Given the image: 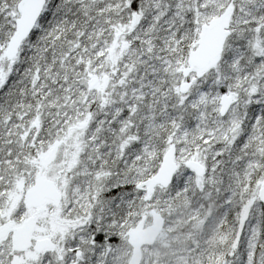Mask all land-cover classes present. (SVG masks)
Masks as SVG:
<instances>
[{
	"label": "snow or ice",
	"instance_id": "obj_1",
	"mask_svg": "<svg viewBox=\"0 0 264 264\" xmlns=\"http://www.w3.org/2000/svg\"><path fill=\"white\" fill-rule=\"evenodd\" d=\"M0 264H264V0H0Z\"/></svg>",
	"mask_w": 264,
	"mask_h": 264
}]
</instances>
